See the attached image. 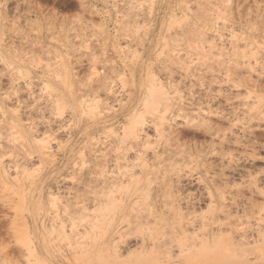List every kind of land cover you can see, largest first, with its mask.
Masks as SVG:
<instances>
[{
    "label": "rangeland",
    "instance_id": "1",
    "mask_svg": "<svg viewBox=\"0 0 264 264\" xmlns=\"http://www.w3.org/2000/svg\"><path fill=\"white\" fill-rule=\"evenodd\" d=\"M152 89L159 106L147 111ZM132 161L148 163L159 207L135 227L139 198L135 228L111 242L122 262L141 246L177 256L178 236L199 243L236 217L264 227L253 192H264V0H0V264L36 263L28 232L51 264H100L74 246L100 216L105 179ZM212 202L232 213L211 223ZM194 249L151 264L221 262Z\"/></svg>",
    "mask_w": 264,
    "mask_h": 264
},
{
    "label": "bare ground",
    "instance_id": "2",
    "mask_svg": "<svg viewBox=\"0 0 264 264\" xmlns=\"http://www.w3.org/2000/svg\"><path fill=\"white\" fill-rule=\"evenodd\" d=\"M82 5V4H81ZM85 6V5H84ZM93 9V8H92ZM7 62H9L7 60ZM156 95H157V91L152 89L150 90V94H149V97L147 99H145L143 101V105H144V109L145 110H155L157 109V102H156ZM163 96V95H162ZM59 104H62L63 105V101L59 100L58 101ZM165 105V104H163ZM162 105V106H163ZM159 106V105H158ZM62 108V107H61ZM143 108V107H142ZM135 118V117H134ZM143 118V117H142ZM159 120L162 121L163 120V115H161L159 117ZM135 121V119H134ZM138 122H144L141 117H136V121L133 125H130V128L128 127V133H130V131L132 129H134L133 126H138ZM131 123V124H132ZM137 124V125H136ZM163 123L161 122L160 125H162ZM133 127V128H132ZM159 127V126H158ZM127 129V128H126ZM137 129V128H136ZM138 131V130H137ZM141 132V131H140ZM109 133V131H108ZM136 133V132H135ZM134 131H132V136L135 138V139H138L137 134H135ZM160 133V132H159ZM131 134V133H130ZM128 134V135H130ZM162 134V133H161ZM160 134V135H161ZM16 135V134H15ZM14 135V136H15ZM127 135V134H126ZM116 136V135H115ZM137 137V138H136ZM20 140L22 142H25V139L23 136H19ZM126 137H123L122 139H125ZM133 138V139H134ZM121 139V141H122ZM134 139V140H135ZM127 140V139H126ZM41 141V140H40ZM38 141V142H40ZM130 142V141H129ZM43 143V142H42ZM122 143V142H121ZM131 143V142H130ZM135 143V142H134ZM39 144V143H38ZM45 144V143H43ZM126 144V143H125ZM129 144V143H128ZM42 145V144H41ZM135 146L137 144H134ZM169 147V146H168ZM129 150L128 152L130 151V147H128ZM127 148V149H128ZM126 149V150H127ZM117 150V149H116ZM126 150H124L125 152H127ZM115 151V150H114ZM132 151V149H131ZM168 151V150H167ZM110 152V151H109ZM113 152V151H112ZM117 152V151H116ZM127 152V153H128ZM166 153V152H165ZM105 154V153H104ZM120 154V153H118ZM156 154V153H155ZM175 154V153H174ZM173 154V155H174ZM87 155V154H86ZM117 155V154H116ZM128 155V154H127ZM163 155V153H162ZM81 157V156H80ZM123 157V156H122ZM92 158V157H91ZM144 158V157H143ZM119 159V158H118ZM138 159V158H137ZM136 159V160H137ZM145 159V158H144ZM167 160V159H166ZM130 161V159H129ZM128 161V162H129ZM139 161V160H138ZM145 161V160H144ZM121 162V161H120ZM117 163V162H116ZM134 162L132 161L131 163V167L130 168H125L123 171L118 167V165H116V172H111L110 175L111 176V179L110 178H106L105 179V183H104V192H103V197L104 199H102V202L98 205L97 209L95 210V212H97L100 216L98 217H92L91 219V216H89V227H87V230L81 234L83 235V237L80 239H76L78 242L80 240V243H76L74 248H78L80 250L79 254L85 258V259H88V261L94 263V262H99L100 264H137L138 262L136 261L135 263L133 262L134 260L133 257H135V260L136 258L138 257H148L147 260L145 261H148L149 258H151V261L148 262L149 264H151L152 261L154 260H157V259H172V257L174 258L175 257H178V258H185V259H189L191 258V256H193V252H192V249H199V250H195L194 249V252L195 251H200V249L204 248L205 250L206 249H211L210 253L209 254H213L216 256H214L213 259H216L218 260L219 262H227V263H231V264H239L240 262L242 263L243 262H246V264H260L261 262L264 261V227L262 228L261 225L258 224V228L254 231L255 233L253 232H249L243 225H245V223L243 222V220L241 219V217H236V223H234V226L230 228V231L228 233H224L222 234L221 231L219 232H215V233H210L209 231H206L209 232L207 233L206 235H204L203 237H200L198 238L199 240V243L196 242V239L197 237H199V235L197 236H194L193 234L189 233L190 235H188L187 232L183 231L186 233V236H178L177 239V243L175 245V248H179V252L176 255H173V253L171 254L169 251H164L162 250L160 247V251H154V249H150V251H145L144 248L145 247H142L140 248L139 252L138 253H131L129 254L126 259V257L124 258L125 260H127V262H122L123 260V257H122V253L119 251V249H117L116 245L115 244H112V240L113 239H116V237H118V241L122 240L121 238H119L121 236V233H126L128 232L127 230H123L124 226L127 228L130 229L131 231V228L134 229L135 227H139V225H150L148 223H151V220L149 221L147 219V216H153V212L154 208H158L156 206V203L157 201L155 200L154 197H152V183H153V179H152V173L148 170V163H142V164H133ZM81 164V163H80ZM120 164V163H119ZM82 165V164H81ZM159 165V164H158ZM162 165V164H161ZM164 165V164H163ZM156 167V166H155ZM160 167V166H159ZM154 168V167H152ZM111 169V168H110ZM129 169V170H127ZM155 169V168H154ZM241 173V172H240ZM102 174V173H101ZM100 174V175H101ZM109 174V173H107ZM98 175V176H100ZM106 177H108L106 175ZM162 178V177H161ZM255 178V177H254ZM68 178H66L67 180ZM159 179V178H158ZM220 179V178H219ZM70 180H73L71 179L70 177ZM98 181V180H97ZM259 181V180H258ZM257 181V183H258ZM215 182V181H214ZM245 183V182H244ZM262 183V182H261ZM260 183V184H261ZM213 184V183H212ZM249 184V183H248ZM252 184V183H251ZM262 185V184H261ZM164 186V185H163ZM258 186V185H256ZM165 187V186H164ZM248 189V188H247ZM252 189V188H251ZM253 190V189H252ZM251 190V191H252ZM246 191V190H245ZM250 191V189L248 190ZM264 191V190H263ZM155 192V191H154ZM163 192V191H162ZM172 192V191H171ZM210 192V191H209ZM218 192V190H217ZM243 192V191H242ZM257 195H263L264 196V192H261V190H257V188L255 187L254 188V191ZM154 194V193H153ZM209 194V193H208ZM219 194V193H218ZM244 194V193H243ZM163 195V194H162ZM167 195V194H166ZM223 195V194H220V196ZM212 196V195H211ZM211 196H209L211 198ZM219 196V197H220ZM164 197V196H163ZM162 197V199H163ZM168 197V196H167ZM218 197V196H217ZM218 197V198H219ZM139 198H142L144 199L143 202L145 203V207L144 209L147 211L146 212V219L145 217H141L140 216H136L135 217V221L137 222V224L134 226H132V221L130 220V213L135 209V206L138 207L139 205H137L139 202ZM213 199H215L213 197ZM212 199V200H213ZM53 200V199H52ZM211 200V199H210ZM211 200V201H212ZM222 201H224L222 199ZM237 201V200H236ZM252 201V200H251ZM52 202V201H51ZM214 202V201H213ZM211 204V212H209L208 210V213H212L211 215V218L212 222H215L214 220V217H213V213L215 214H220V212H224L223 209H226V212L228 214H231L232 212H230V210L232 209L231 207L229 208L228 205L224 204L223 203H218V202H215ZM254 202V201H253ZM230 203V202H229ZM246 203V202H245ZM141 204V203H139ZM165 204V203H164ZM209 204V205H210ZM235 203L233 202V205ZM243 204V203H242ZM40 205V204H39ZM173 206V205H172ZM172 206H170L169 208L172 209ZM189 206V205H188ZM257 206V205H255ZM264 206V205H263ZM96 207V206H95ZM240 207V206H239ZM258 207V206H257ZM256 208V207H255ZM95 209V208H94ZM139 209V208H138ZM137 209V210H138ZM154 209V210H153ZM164 209V207L162 208ZM176 209V208H175ZM235 209L236 211H238L237 209V206H235ZM235 209H233L235 211ZM244 208H242L243 210ZM262 209V208H261ZM141 210V208H140ZM139 210V211H140ZM241 210V209H240ZM257 210V209H256ZM78 211V210H77ZM161 211V210H160ZM172 211H175V210H172ZM177 211V210H176ZM206 211V212H207ZM235 211V212H236ZM259 211V210H258ZM261 211V210H260ZM73 212V211H72ZM142 212V211H141ZM157 212V211H155ZM256 212V211H254ZM134 213V212H133ZM137 213V212H135ZM134 213V214H135ZM163 213V212H162ZM205 213V212H204ZM239 213V212H238ZM249 213V212H248ZM257 213V212H256ZM96 214V213H95ZM156 214V213H155ZM260 214L257 213V215ZM263 214H264V208H263ZM86 215V214H85ZM137 215V214H136ZM157 215V214H156ZM160 215V214H159ZM158 215V217H159ZM225 215V214H224ZM237 215V214H236ZM243 215V214H241ZM221 218L223 217V215H220ZM238 216V215H237ZM245 218H246V215L244 214L243 215ZM72 217V216H71ZM83 217V216H82ZM134 217V215L132 216ZM163 215H161V219H162ZM210 217V216H209ZM208 217V219H209ZM218 217V216H216ZM225 217V216H224ZM231 217V216H230ZM74 218V217H73ZM84 218V217H83ZM82 218V220H83ZM140 218V219H139ZM154 218V217H153ZM156 218V217H155ZM203 218V217H202ZM210 218V219H211ZM207 219V220H208ZM209 219V220H210ZM217 219V218H215ZM248 220L250 218H247ZM75 220V218H74ZM158 221V223L160 222L159 219H155ZM219 220V219H218ZM228 220V219H227ZM162 221V220H161ZM74 222V221H73ZM209 222V221H208ZM217 222V221H216ZM222 222V221H221ZM156 223V222H155ZM223 223H226L225 221L222 222ZM232 223V221H231ZM164 224H166L167 226H169L167 224V222ZM230 224V223H229ZM134 225V224H133ZM153 225V224H152ZM215 225V224H213ZM224 225V224H223ZM88 226V225H87ZM130 226H132L130 228ZM141 226V227H142ZM151 226V225H150ZM207 226V225H206ZM221 226V225H220ZM225 226V225H224ZM211 226H209L210 228ZM216 227V226H215ZM227 227V226H226ZM70 228V227H69ZM203 228H205V226H203ZM203 228H200V232ZM207 228V227H206ZM212 228V227H211ZM220 228V227H219ZM128 229V230H129ZM138 229V228H136ZM213 229V228H212ZM223 229V228H222ZM123 230V231H122ZM169 230V229H168ZM215 230V229H213ZM217 230V229H216ZM28 231V230H27ZM60 231V230H59ZM137 231V230H136ZM134 230V232H136ZM162 233H163V230L161 229ZM167 231V230H166ZM165 231V232H166ZM170 231V230H169ZM204 231V232H206ZM146 232V231H145ZM164 232V233H165ZM168 232V231H167ZM170 233V232H168ZM172 232V231H171ZM174 232V231H173ZM172 232V233H173ZM179 232V231H178ZM203 232V233H204ZM140 233V231H139ZM138 233V234H139ZM175 233V232H174ZM184 233V234H185ZM164 234V235H166ZM197 234V233H196ZM125 234H123L124 236ZM176 235V234H175ZM173 235V236H175ZM179 235V234H178ZM188 235V236H187ZM193 235V236H192ZM73 236V235H72ZM156 236V235H155ZM154 236V237H155ZM27 237V235H26ZM125 237V236H124ZM152 239L155 240V238L153 237V235L151 236ZM150 236L148 237L151 238ZM159 237V236H158ZM157 237V238H158ZM162 237V236H161ZM167 237V236H166ZM66 240L68 242H70V237L66 236L65 237ZM175 238V237H174ZM124 239V238H123ZM161 239V238H160ZM159 239V240H160ZM28 241L30 240L31 244L33 245V247H31L32 249V255L33 257L36 258V260L34 261L35 264H51L49 259H48V249L47 247L44 245V243L40 244V245H36L32 242V238H30V234L28 232ZM34 240V238H33ZM45 239L42 240V242H45L44 241ZM73 242H74V239L72 238ZM125 240V239H124ZM136 240V239H135ZM139 240V239H138ZM143 240V239H142ZM172 240V239H170ZM197 240V241H198ZM117 241V242H118ZM144 241V240H143ZM142 241V242H143ZM167 242V239L165 240ZM175 241V240H174ZM56 242V241H55ZM154 242H157V241H154ZM164 243V241H161ZM38 243V242H37ZM46 243V242H45ZM119 243V242H118ZM138 243V242H137ZM158 243V242H157ZM52 245V244H51ZM155 245V244H154ZM159 245V243H158ZM172 245V244H171ZM251 245V246H249ZM177 246V247H176ZM193 246V247H192ZM70 247V246H68ZM72 247V246H71ZM70 247V248H71ZM158 247V246H157ZM156 247V248H157ZM152 248H155V247H152ZM155 248V249H156ZM228 249V252L227 253H224L226 250L223 251V249ZM30 249V251H31ZM137 249V248H136ZM71 250V249H70ZM78 250V251H79ZM205 250H202V251H205ZM213 250V251H212ZM207 251V250H206ZM205 251V252H206ZM205 252H202L205 254ZM67 253V252H66ZM197 253H200V252H196V256H197ZM71 254V252H70ZM75 255L77 259V261L79 260L80 261V255ZM122 254V255H121ZM176 254V253H175ZM203 254V255H204ZM173 255V256H172ZM201 255V253H200ZM198 255V256H200ZM80 256V257H79ZM197 258H201V257H198ZM207 256V254H206ZM209 256V255H208ZM207 256V257H208ZM211 256V255H210ZM107 257H109L110 259H112L113 262L107 260ZM122 257V258H121ZM204 257V256H203ZM69 258V257H68ZM206 258V257H204ZM211 258V260H212ZM82 259V258H81ZM92 259H95L92 260ZM121 259V260H120ZM210 259V257L208 258ZM71 260V259H70ZM207 260V259H206ZM210 260V262H211ZM215 260V261H216ZM53 261V260H52ZM201 261V260H200ZM214 261V260H213ZM155 262V261H154ZM220 262V263H221ZM80 263V262H79ZM147 263V262H146ZM217 262V264H220ZM81 264V263H80ZM142 264H145V263H142ZM184 264H186L184 262ZM263 264V263H261Z\"/></svg>",
    "mask_w": 264,
    "mask_h": 264
}]
</instances>
